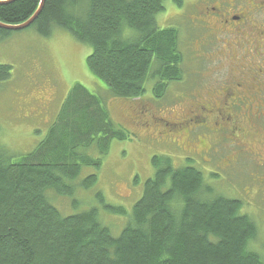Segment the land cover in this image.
Here are the masks:
<instances>
[{"label": "trees", "instance_id": "obj_1", "mask_svg": "<svg viewBox=\"0 0 264 264\" xmlns=\"http://www.w3.org/2000/svg\"><path fill=\"white\" fill-rule=\"evenodd\" d=\"M40 1L0 4V21L22 23ZM44 4L32 25L44 36L56 26L68 28L93 46L87 68L105 82L110 94L139 98L152 77L153 93L163 97L168 85L178 80L180 31L173 26L161 29L155 21L164 11L163 0ZM11 69L0 64V81L11 76ZM62 102L36 148L12 161L0 147V264H264L263 257L249 249L257 226L241 213L242 202L224 195L202 198L204 173L195 166L175 167L168 157L152 159L155 175L145 181L119 235L101 222L98 209L63 214L48 193L72 195L71 181L84 165L101 166L111 142L126 139L127 133L111 121L103 98L82 83L74 84ZM94 151L98 156L91 154ZM96 179L89 175L82 185ZM106 208L126 214L122 207Z\"/></svg>", "mask_w": 264, "mask_h": 264}, {"label": "rangeland", "instance_id": "obj_2", "mask_svg": "<svg viewBox=\"0 0 264 264\" xmlns=\"http://www.w3.org/2000/svg\"><path fill=\"white\" fill-rule=\"evenodd\" d=\"M196 1L202 0H183L180 6L173 0H163L164 11L155 16L159 28L173 26L180 31V48L185 53L187 46L197 44L198 34L188 27L190 21L187 19L192 3ZM92 50L93 46L61 26L54 27L45 36L35 24L23 30H0V64L12 67L11 76L0 81V147L5 157L16 161L36 148L46 137L69 89L82 83L103 98L111 121L127 133V137L111 142L101 166L84 165L78 178L71 181L75 190L72 195L62 197L54 190L48 193L49 199L63 214L98 209L101 222L109 226L114 235H119L129 221L133 205L141 197L145 181L155 175L152 159L168 157L172 158L175 167L193 163L204 173L202 198L224 195L242 202L241 213L250 215L257 226V236L248 243L249 249L262 256L264 261V199L254 197L258 184L253 179L261 173L264 178V171L254 175V171L245 172V161H241L236 165L239 171L233 172L229 167L232 169L225 173L218 170L222 167L219 161L213 164L199 158L184 159L195 155H183V151L169 141L174 137H165L168 130L161 120H179L176 117L184 109L183 102L176 97V82L168 85L163 97L153 93L155 79L152 77L145 82L146 92L141 97H116L110 94L105 82L87 68V56ZM184 64L185 69L190 67L187 61ZM180 138L175 137L185 145ZM181 142L177 144L179 147ZM195 145L196 140L191 139L187 149L195 152ZM91 154L98 156L96 151ZM89 175H96L97 179L84 185L89 188H84L82 182ZM245 188L249 194L243 191ZM107 205L122 207L126 214L111 212Z\"/></svg>", "mask_w": 264, "mask_h": 264}, {"label": "flooded vegetation", "instance_id": "obj_3", "mask_svg": "<svg viewBox=\"0 0 264 264\" xmlns=\"http://www.w3.org/2000/svg\"><path fill=\"white\" fill-rule=\"evenodd\" d=\"M191 9L188 27L197 32V44L187 46L186 53L180 48L183 61L176 81L184 109L179 120L161 118L165 137H174L169 141L183 155H195L184 159L219 161L218 170L225 173L239 171L236 165L245 161V172H263L264 0H202ZM191 139L195 152L187 149ZM262 175L253 176L258 184L254 197L261 200Z\"/></svg>", "mask_w": 264, "mask_h": 264}, {"label": "water", "instance_id": "obj_4", "mask_svg": "<svg viewBox=\"0 0 264 264\" xmlns=\"http://www.w3.org/2000/svg\"><path fill=\"white\" fill-rule=\"evenodd\" d=\"M12 1H15V0H0V4H8V3H11ZM44 2H45V0H41L39 3L40 5L33 12L31 17L28 18L27 20L23 21L22 23L8 24V23H5L3 21H0V29L3 28V29L12 31V30H23V28H27L28 26L33 24L34 21L40 16L39 14L41 13V11L43 10L44 5H45Z\"/></svg>", "mask_w": 264, "mask_h": 264}]
</instances>
